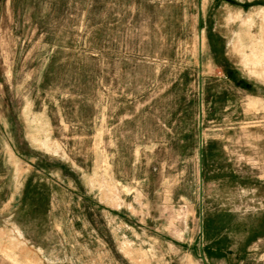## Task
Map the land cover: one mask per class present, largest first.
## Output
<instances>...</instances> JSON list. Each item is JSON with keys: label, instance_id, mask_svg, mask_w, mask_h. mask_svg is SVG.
<instances>
[{"label": "rangeland", "instance_id": "1", "mask_svg": "<svg viewBox=\"0 0 264 264\" xmlns=\"http://www.w3.org/2000/svg\"><path fill=\"white\" fill-rule=\"evenodd\" d=\"M0 264H264V0H0Z\"/></svg>", "mask_w": 264, "mask_h": 264}]
</instances>
